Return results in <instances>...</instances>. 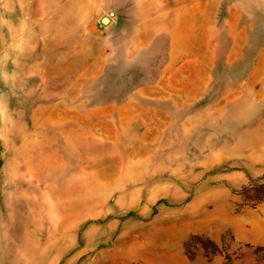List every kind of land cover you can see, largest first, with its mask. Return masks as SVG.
Here are the masks:
<instances>
[{"label":"rangeland","instance_id":"obj_1","mask_svg":"<svg viewBox=\"0 0 264 264\" xmlns=\"http://www.w3.org/2000/svg\"><path fill=\"white\" fill-rule=\"evenodd\" d=\"M261 198L264 0H0V264H251Z\"/></svg>","mask_w":264,"mask_h":264},{"label":"trees","instance_id":"obj_2","mask_svg":"<svg viewBox=\"0 0 264 264\" xmlns=\"http://www.w3.org/2000/svg\"><path fill=\"white\" fill-rule=\"evenodd\" d=\"M262 200L264 198H261L259 201ZM230 241L234 242L235 238L231 236ZM245 246L252 248L250 244H246ZM231 247V243L227 242L224 237L221 240V244H219L210 237L202 235H192L184 243L185 252L190 259H195L198 256L197 252L200 251L201 255L208 260H213L216 257L224 258V264H234L235 261L240 260L243 256L242 253L237 254L235 251L232 252ZM251 264H264V247L258 246L253 249V262Z\"/></svg>","mask_w":264,"mask_h":264},{"label":"water","instance_id":"obj_3","mask_svg":"<svg viewBox=\"0 0 264 264\" xmlns=\"http://www.w3.org/2000/svg\"><path fill=\"white\" fill-rule=\"evenodd\" d=\"M104 22H108V20L107 19H104Z\"/></svg>","mask_w":264,"mask_h":264}]
</instances>
